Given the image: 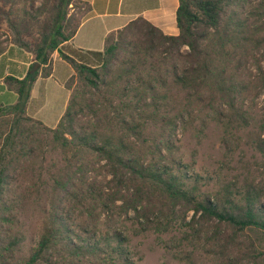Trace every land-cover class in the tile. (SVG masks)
Here are the masks:
<instances>
[{
    "label": "trees",
    "instance_id": "16d2710c",
    "mask_svg": "<svg viewBox=\"0 0 264 264\" xmlns=\"http://www.w3.org/2000/svg\"><path fill=\"white\" fill-rule=\"evenodd\" d=\"M15 2L0 0V33L33 62L23 77L3 78L17 101L0 105V264H134L127 221L136 234L179 232L172 237L191 245L174 252L184 264H201L200 248L214 264L254 260L264 178L202 189L212 176L182 161L177 136L199 138L214 123L232 153L243 132L264 176V0H178L176 34L138 16L84 60L60 44L87 3L31 1L19 12ZM55 51L73 73L50 127L26 106L34 81L52 74Z\"/></svg>",
    "mask_w": 264,
    "mask_h": 264
},
{
    "label": "rangeland",
    "instance_id": "374dc122",
    "mask_svg": "<svg viewBox=\"0 0 264 264\" xmlns=\"http://www.w3.org/2000/svg\"><path fill=\"white\" fill-rule=\"evenodd\" d=\"M31 1H34L35 6L40 4V0H16L14 5L20 12L24 5ZM72 11L78 14V11H83V7L74 8ZM25 39L31 40L30 37H25ZM0 43L7 49L16 52L17 55L21 50L25 51L18 46L12 34L0 33ZM54 68V78L37 81L34 97L27 112L31 116L35 115V118L50 127L57 124L66 107L69 92L64 84L72 72L71 66L66 61H56ZM67 75H69L68 78H66ZM42 95L43 97L46 95V97L43 106L40 107L37 104L40 101L42 103ZM177 137L180 145V151L177 154L182 156V161L191 165V170L194 172L202 176H212L209 185L202 189H216L219 187V183L228 181L239 182L240 185L244 181H251L256 185L262 184L264 176L261 163L263 159L259 152L244 142L246 136L243 132H241L242 139L239 145L231 150L232 153L227 151L226 146L222 143V130L214 123H211L205 134L200 135L199 138L189 132L183 135L179 133ZM27 212L26 222L29 225H35L36 212L32 210ZM125 227L129 234V248L134 256V264H184L183 260L174 256V252L178 249L184 252L188 251L191 249V245L187 241L180 243L177 238L172 237L174 234L180 237L179 232L158 234L153 229H149L136 234L130 221L125 223ZM30 230L34 231L33 227ZM251 237L255 240L253 245L255 247L254 260H244L241 264H264V236L253 233ZM251 247L248 248L251 249ZM193 255L197 263L214 264L211 256L201 248L195 250Z\"/></svg>",
    "mask_w": 264,
    "mask_h": 264
},
{
    "label": "crops",
    "instance_id": "0c3cea01",
    "mask_svg": "<svg viewBox=\"0 0 264 264\" xmlns=\"http://www.w3.org/2000/svg\"><path fill=\"white\" fill-rule=\"evenodd\" d=\"M78 1L87 3L89 8L84 15L80 25L78 26V29L74 36L70 40L60 44L61 49L66 54L76 59L84 60L85 52L87 51L103 50L105 37L109 32L123 27L130 20L138 16H142L151 21L165 33L176 34L178 32L175 20V12L178 5V0ZM59 60L64 61L62 58H60L57 51L53 52L52 74L47 78L38 77L34 81L31 87L29 99L27 101L26 112H28L30 103L34 97L33 93L37 81L39 79L54 78V64ZM32 62L33 55L28 51L21 50V52H19V55H17L16 52H13V50L6 49V51L0 54V105L13 104L17 101L16 93L12 90L6 89V87L4 86V76L11 74L18 78H21L25 75L28 67ZM72 73L73 70L69 75H71ZM69 75H67L66 78H68ZM45 97L46 95H44V97L42 95V103L40 101L37 104L38 106H43ZM34 116L35 115H32L31 117L35 118Z\"/></svg>",
    "mask_w": 264,
    "mask_h": 264
},
{
    "label": "water",
    "instance_id": "95a60500",
    "mask_svg": "<svg viewBox=\"0 0 264 264\" xmlns=\"http://www.w3.org/2000/svg\"><path fill=\"white\" fill-rule=\"evenodd\" d=\"M39 65H40L39 62H34L32 65L31 71L34 72L35 70H37Z\"/></svg>",
    "mask_w": 264,
    "mask_h": 264
}]
</instances>
